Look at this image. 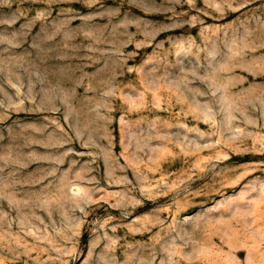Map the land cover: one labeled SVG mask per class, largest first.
<instances>
[{
  "label": "rangeland",
  "instance_id": "obj_1",
  "mask_svg": "<svg viewBox=\"0 0 264 264\" xmlns=\"http://www.w3.org/2000/svg\"><path fill=\"white\" fill-rule=\"evenodd\" d=\"M0 264H264V0H0Z\"/></svg>",
  "mask_w": 264,
  "mask_h": 264
}]
</instances>
